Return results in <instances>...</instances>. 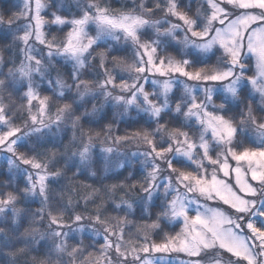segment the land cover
<instances>
[{"label": "snow or ice", "instance_id": "1", "mask_svg": "<svg viewBox=\"0 0 264 264\" xmlns=\"http://www.w3.org/2000/svg\"><path fill=\"white\" fill-rule=\"evenodd\" d=\"M172 254L264 264V0L0 11V264Z\"/></svg>", "mask_w": 264, "mask_h": 264}, {"label": "trees", "instance_id": "2", "mask_svg": "<svg viewBox=\"0 0 264 264\" xmlns=\"http://www.w3.org/2000/svg\"><path fill=\"white\" fill-rule=\"evenodd\" d=\"M18 3V0H0V11L7 10L8 8H14Z\"/></svg>", "mask_w": 264, "mask_h": 264}, {"label": "rangeland", "instance_id": "3", "mask_svg": "<svg viewBox=\"0 0 264 264\" xmlns=\"http://www.w3.org/2000/svg\"><path fill=\"white\" fill-rule=\"evenodd\" d=\"M179 259H184V257L182 255H180L179 257L177 256V254H172V256L170 257V261L169 264H179Z\"/></svg>", "mask_w": 264, "mask_h": 264}]
</instances>
